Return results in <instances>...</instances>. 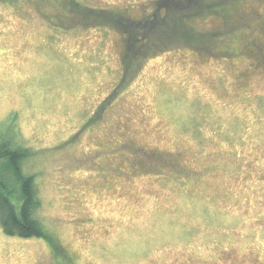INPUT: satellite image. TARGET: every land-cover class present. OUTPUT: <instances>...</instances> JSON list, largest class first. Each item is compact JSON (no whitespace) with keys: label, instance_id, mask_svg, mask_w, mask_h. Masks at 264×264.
<instances>
[{"label":"rangeland","instance_id":"obj_1","mask_svg":"<svg viewBox=\"0 0 264 264\" xmlns=\"http://www.w3.org/2000/svg\"><path fill=\"white\" fill-rule=\"evenodd\" d=\"M236 1L255 27H219L207 2L198 27L224 38L202 52L140 45L160 0L0 1V129L30 149L61 255L0 226V264H264V58L216 50L264 52V0Z\"/></svg>","mask_w":264,"mask_h":264},{"label":"trees","instance_id":"obj_2","mask_svg":"<svg viewBox=\"0 0 264 264\" xmlns=\"http://www.w3.org/2000/svg\"><path fill=\"white\" fill-rule=\"evenodd\" d=\"M184 1L185 0H160V4L165 5V7L163 10L158 9V14L162 19L159 18L161 24L157 30L158 32L150 34L151 37H145L146 30L150 31V29L145 27L144 24H142L140 28L134 30L137 34L140 33L139 35H141L140 37L138 36L140 43L142 42L140 45L148 46L157 42L158 48L165 50L169 42H175L174 45L178 44L176 42H185L198 52L204 51L205 47H201V44L205 45L203 43L204 41L216 40L218 42L214 44L220 45V41L223 40L224 34L218 35L214 33L213 30L204 32L199 29L201 26L198 25L197 19L203 15V12L205 14L219 16L221 18L218 23L219 27L222 26V23L224 24L226 22L233 24V26H231L232 29H239L241 32L245 30L248 32L251 28L255 27L254 21L248 19L251 17L250 13L242 12L243 8L236 0H186L185 5H183L182 2ZM207 2L213 5V7L210 6L208 10L204 8L203 12L199 11L198 8L206 6ZM76 4L80 6L79 3L76 2ZM84 7H87L88 11L95 10L93 6L86 4ZM102 10L107 11L104 8ZM92 13L95 14V12ZM115 13L121 16L126 14L125 12L117 11ZM155 13L154 18L158 16ZM152 15L145 18L149 19ZM127 17L130 18V15ZM126 20V18L117 20L118 26L122 27V25H124L128 27L135 23L137 26L141 25L139 19H135L129 24L125 23ZM165 31L168 33H165ZM251 43L252 42L249 43L248 41L245 45H241L239 49L225 48L223 51H218L217 47L216 50L218 55L223 53L226 59L234 60L236 56L243 55L246 50L245 46H249ZM214 44L211 43L210 45L214 46ZM258 44L259 43H257V45ZM127 47L128 49L122 55V61L126 68L125 71H130L136 67L140 68V62L137 63V66L135 64L137 56L140 55L136 54L135 50L131 49L129 45H127ZM253 52H255L253 53L255 57H257L258 54V57L264 58V52H261V49H257ZM117 93L118 92H116V94ZM95 119L96 117L94 116V120ZM8 132V128L5 130L0 129V226L4 233L9 236L17 235L22 238L40 237L49 239L47 241L53 243L54 254L59 257L61 256L60 246L55 240V234L45 227L38 214L41 206V199L36 187L35 176L27 172L23 167L24 161L30 157V149L14 142L13 137L9 136ZM253 255H255L254 264L258 262L262 263L261 255L256 253H253ZM247 261L248 257H245L244 264H246Z\"/></svg>","mask_w":264,"mask_h":264},{"label":"flooded vegetation","instance_id":"obj_3","mask_svg":"<svg viewBox=\"0 0 264 264\" xmlns=\"http://www.w3.org/2000/svg\"><path fill=\"white\" fill-rule=\"evenodd\" d=\"M249 46H255V50H257V49H261L262 50L263 49L262 45H259V44L257 45L256 42H252L251 44H249ZM255 50H253V51H255ZM184 166L186 167L187 174L190 175V171H188L189 165H184ZM72 258H73V256L70 255V259H72ZM67 264H68V262H67ZM70 264H76V263L71 260L70 261Z\"/></svg>","mask_w":264,"mask_h":264}]
</instances>
